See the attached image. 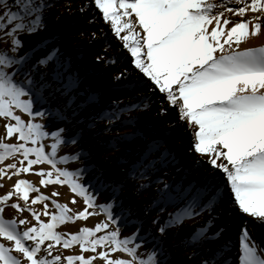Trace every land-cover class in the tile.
<instances>
[{
    "label": "snow or ice",
    "instance_id": "obj_1",
    "mask_svg": "<svg viewBox=\"0 0 264 264\" xmlns=\"http://www.w3.org/2000/svg\"><path fill=\"white\" fill-rule=\"evenodd\" d=\"M53 7L54 0H0V264H264L248 219L238 247L218 243L226 230L216 226L226 207L264 227V44L250 43L264 37V0H82L76 11L85 22L102 20L108 31L76 35L116 38L120 53L108 57L105 45L96 61L119 65L113 80L136 92L85 120L75 117L97 96L74 105L78 80L66 75L59 50L37 56L47 45L26 48L22 39L46 27ZM64 7L71 13L73 0ZM154 105L157 116L171 117L163 138L121 160L119 177L92 163L85 136H106L115 149L140 135L138 114ZM48 118L71 127L48 131L35 122ZM127 127L133 131H114ZM172 136L186 139L187 166L167 147ZM68 146L75 151L61 154ZM56 186L71 199L59 202ZM129 188L138 201L125 202ZM97 216L92 226L58 230Z\"/></svg>",
    "mask_w": 264,
    "mask_h": 264
},
{
    "label": "bare ground",
    "instance_id": "obj_2",
    "mask_svg": "<svg viewBox=\"0 0 264 264\" xmlns=\"http://www.w3.org/2000/svg\"><path fill=\"white\" fill-rule=\"evenodd\" d=\"M65 2L66 0H54L55 7L49 11L45 19L47 21L51 16H55L59 17L58 20H61V23L58 22L57 26L53 29L44 28L39 30L36 34L23 36L22 39L24 40L26 48L35 47L36 45H47V47H41V50L37 52V56L45 55L52 49L59 50L61 59L68 64L66 75H72L78 80L75 89L76 100L74 101V105L84 103L88 94H95L97 96L96 101L87 104L84 109L79 110V114L75 117L76 120H85L87 117L94 115L100 108L106 107L111 101L119 100L123 103H128V98L136 95V92H128L120 89L117 82L113 80L112 74L118 70L120 67L119 65L113 68L96 61V56L98 54H104L105 45H107L106 52L108 57L118 55L122 47L118 40L109 35L106 41L98 39L95 42H89L87 39L76 35L78 31L83 29L89 34L96 32L98 36L102 37L103 33L101 29L104 31H108V29L103 24L102 20H98L92 25H88L85 22V17L76 11L82 0H73L71 13L64 7ZM250 43L252 46H260L264 44V37L252 39ZM92 60L95 65H92ZM91 67L95 70L93 76L88 74ZM128 70L131 71V68ZM120 83H124V81ZM136 91L139 92L140 90L137 89ZM60 102L62 101L57 100L51 103L57 105V103ZM137 102L139 101L137 100ZM47 106L48 105H44L45 108ZM157 111L158 109L154 105L150 111L139 113L135 128L139 131L140 135L117 144L115 149L110 148L108 144L103 142L109 139L106 136L100 139H89L85 136L82 141L83 147L91 150L93 156L92 163L109 170V172L116 177L121 176L124 172V168L120 166L121 160L131 159L134 161L136 159V154H142L148 144L153 140H159L164 137V133L167 131L165 120L171 119V117H159L156 115ZM68 114L71 115L70 112ZM134 115H136V113H134ZM143 122H145L144 125ZM59 125L71 127V125H64L62 122ZM114 131L132 132L133 127L120 128ZM186 143V139L181 136L167 138V147L175 153L183 166H187L188 162L193 159L186 150ZM65 148L68 152L75 151L71 146ZM69 165L71 168L76 167L75 164ZM172 171L173 174L177 176V180H179L182 173L177 174L175 169ZM199 179L200 177L197 175H189L187 177V181H199ZM51 190V188L48 189V191ZM56 190L61 193L59 202L66 203L71 199V194L66 187L56 186ZM124 199L125 202H127L128 200L138 201L140 198L136 197L135 193L129 188L124 195ZM140 207L142 208L143 204H141ZM218 212L219 218L216 220V226L224 227L226 230L222 240L218 243L230 239L235 241L238 247V234L241 224L245 219H248L249 231L253 239L264 246V227L253 223L250 218L238 216L235 213L229 214L226 207L223 211L218 209ZM12 214L11 209L6 213L8 216ZM195 226L197 225H186L179 231L176 240L178 241L183 238ZM126 230L129 234L132 231L131 228H126ZM213 247L215 248V245ZM231 254V252L228 253L229 256H231Z\"/></svg>",
    "mask_w": 264,
    "mask_h": 264
},
{
    "label": "rangeland",
    "instance_id": "obj_3",
    "mask_svg": "<svg viewBox=\"0 0 264 264\" xmlns=\"http://www.w3.org/2000/svg\"><path fill=\"white\" fill-rule=\"evenodd\" d=\"M58 22L61 23V20H58L57 17H55V16H51L47 21L45 20V23H46V27L45 28H51V29H53V28H55L57 26ZM92 65H95V63H94L93 60H92ZM88 74H90L92 76L95 74V70L93 69V67H91L89 69ZM50 106L54 109V108H56L57 105L51 103ZM47 107H49V105ZM23 118L25 120L28 119V117H27L26 114L23 115ZM35 122L43 123L45 125H48L49 126L48 129H47L48 131H51L53 129H58V128L62 127V126L59 125L61 122H57V121H55L52 118H48V119H45L43 121L37 119ZM144 124H145V122H143V125ZM155 133H157V132H155ZM45 143L46 144H50L51 141L48 140V141H45ZM67 153H69V152L66 150V148H63L61 154H67ZM68 167L71 168L70 165H68ZM27 178L29 180H33V181L37 179L34 175H29ZM0 191H2V190H0ZM104 199H105V194H101L100 197H99L100 202H103ZM12 213H13V210H12ZM25 215H27V214L25 213ZM100 218L101 217H98L97 216V217H91V218H89V220L86 221V222H84V221H82V222L81 221H77L75 223H68V224L62 225L60 227V229H58V230H61V231H64V232H75L79 227L84 226L85 224H87V226L94 225L97 222V220L100 219ZM123 231H124L125 234H129L128 231L126 230V228ZM116 255L117 256H119V255L122 256L123 254L117 253Z\"/></svg>",
    "mask_w": 264,
    "mask_h": 264
}]
</instances>
